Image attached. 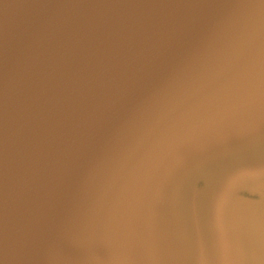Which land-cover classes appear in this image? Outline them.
Returning a JSON list of instances; mask_svg holds the SVG:
<instances>
[{"label":"water","instance_id":"1","mask_svg":"<svg viewBox=\"0 0 264 264\" xmlns=\"http://www.w3.org/2000/svg\"><path fill=\"white\" fill-rule=\"evenodd\" d=\"M0 264H264V0H0Z\"/></svg>","mask_w":264,"mask_h":264}]
</instances>
